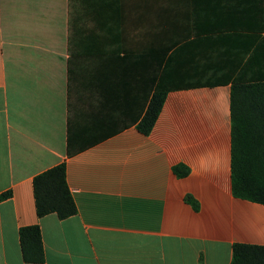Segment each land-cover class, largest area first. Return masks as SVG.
<instances>
[{
    "label": "crops",
    "instance_id": "crops-1",
    "mask_svg": "<svg viewBox=\"0 0 264 264\" xmlns=\"http://www.w3.org/2000/svg\"><path fill=\"white\" fill-rule=\"evenodd\" d=\"M249 35L264 0H0V264H34L31 226L40 264H231L235 244L264 246V205L232 189L224 70ZM180 48L183 81L202 86L168 92L145 135ZM61 164L77 213L39 218L34 180Z\"/></svg>",
    "mask_w": 264,
    "mask_h": 264
},
{
    "label": "trees",
    "instance_id": "trees-1",
    "mask_svg": "<svg viewBox=\"0 0 264 264\" xmlns=\"http://www.w3.org/2000/svg\"><path fill=\"white\" fill-rule=\"evenodd\" d=\"M243 39L244 48L237 67L224 70L232 71L225 80H233L232 189L236 198L264 205V35H249ZM74 50L73 33L70 34L69 40L70 56H73ZM183 53V49L180 48L169 58L167 66L163 69L147 110L138 124V130L145 135H149L153 130L168 92L188 86H202L183 81L179 73ZM220 84L222 81H209L203 85ZM10 196L11 193H7L2 199ZM34 196L39 218L55 213L60 219H67L77 213L67 184L64 164L35 178ZM190 200L197 209V204L193 199ZM20 243L26 263L40 264L45 261L39 226L22 228ZM231 264H264V246L235 244Z\"/></svg>",
    "mask_w": 264,
    "mask_h": 264
}]
</instances>
